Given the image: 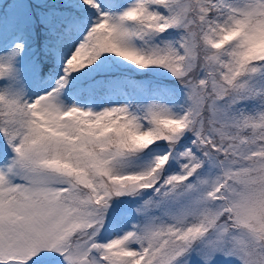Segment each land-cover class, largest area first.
Wrapping results in <instances>:
<instances>
[{
	"label": "snow or ice",
	"instance_id": "6c2138e0",
	"mask_svg": "<svg viewBox=\"0 0 264 264\" xmlns=\"http://www.w3.org/2000/svg\"><path fill=\"white\" fill-rule=\"evenodd\" d=\"M0 264H264V0H0Z\"/></svg>",
	"mask_w": 264,
	"mask_h": 264
}]
</instances>
